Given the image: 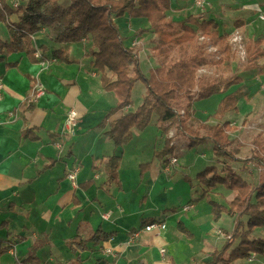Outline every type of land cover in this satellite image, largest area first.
I'll return each instance as SVG.
<instances>
[{
	"label": "rangeland",
	"instance_id": "rangeland-1",
	"mask_svg": "<svg viewBox=\"0 0 264 264\" xmlns=\"http://www.w3.org/2000/svg\"><path fill=\"white\" fill-rule=\"evenodd\" d=\"M206 1L207 4L199 7L196 5L195 0H184V2L180 5H177L176 0H171L170 9L166 11L165 18L167 20H173L176 22L185 19L189 15H196L197 17H199V21L201 19H212L216 22L219 33H225L228 37L225 38L222 42L217 41L213 43V40L209 36L201 34L196 25L189 24V26L192 27L191 29H193L196 34L192 33L190 38L186 39L183 35H181L183 39L180 41V44H177L167 50L166 62L167 64H172L182 57L188 58L195 56L197 57L194 59L196 61L187 62L194 67L196 78H206L209 81H212L216 77L228 78L231 76L239 75L242 78V89L248 91L247 96L239 101L238 110L236 112L230 111L228 113H225L221 119H219L220 117L213 118L212 113H214L217 104L221 99L222 93H215L208 98L195 100L192 105L195 113L191 118L186 114V105L190 100H192L190 99V97L194 98L197 96L196 94H198V86H195L192 89L190 95L185 94L184 92L178 93L175 99L172 101V105L178 111L180 120H182V122L178 121L169 126L167 129V138L170 139L169 147L172 148L170 154L165 157V159H167V162H164L163 159H156L153 157V154L162 148L165 138L163 135H161V131L157 127V119L155 115L152 116L150 125H148V127L146 128L148 130L144 135L139 134V136L136 137L138 135V132L140 133L143 131H135L134 136L132 135V139L129 143L119 146L124 150L122 158L120 159L122 165L120 169L121 172L119 173V181L121 187L120 191L122 192V198L128 200V207L134 205V200L142 204L145 203L141 205L144 208V213L139 215L137 220L132 223V225L134 224L137 229H140V226L143 227L145 224H143L142 219H140L141 216H144L147 221L153 220L152 218H157L164 221V229L161 230L164 231L163 235L158 239H155L156 243L152 246L155 250L158 245L157 240H162L163 237H165L166 244L169 248V250H167L165 260L166 257L169 258V256H172L174 258V263L169 262L170 264H209L213 260V252L216 250H220L223 244L229 238L228 234L231 230L227 231L223 229L222 226L217 227L215 225H212V217H210L208 219L210 228H207V230L205 231V234L208 236L207 239L204 238L202 242H190L192 246L191 248L193 251V256H191V258H189V261L187 262L188 255L185 254L184 250L188 247V240L184 234L181 233L183 236L181 234L179 235L178 222L180 220L185 221L191 215L192 209L189 210L191 207H186L189 206V198L200 197L203 191L199 187L200 184L195 178L196 174L203 170L206 166L217 165L218 171L222 172L221 169L225 165H229L232 166L240 175L245 177V179H247L249 182L255 184L257 182L258 173L260 171L258 167L252 166L250 163H242L246 167L243 170L235 168V162L230 159H220L219 161H217V159L213 156L211 144L189 146V136H203L205 134H208V131H206L204 125L207 124L213 126L217 123L221 125L222 123L227 122L230 126L226 131L229 140L227 149L229 151H232V153H235L236 150V157L244 159L250 157L253 153V138H255L259 134L264 136V86H260L257 84V89L255 90L256 96L250 97L249 95V87H251V84L254 85V83H251V81L254 80L257 74L264 73V56H258L255 59L256 62L253 61V63L258 65V67L252 68L250 70L246 69L247 65L250 64V62L247 61L250 55V51L253 52L254 50L264 49V19L262 20L258 17L259 13L264 14V6L262 7L261 4L253 2V4L251 5V9L248 10L249 15L244 18H238L237 16L235 17L234 10H214L212 8H221V5L233 7L235 6V0ZM242 19L244 20L242 21ZM115 22L120 30V34L124 35H122L125 39L124 43L127 46L134 47L140 67L143 73L148 76L149 71L157 67L159 64V56L157 55L156 51L153 50V47L158 42V36L149 29V23L145 26V22L142 20H138L135 18L129 19V17L125 15L115 19ZM246 24L247 27L244 26ZM240 27L242 28L240 29ZM139 28L146 29V31L143 33H139L137 31V29ZM177 28L181 29V26ZM234 33H238V36L240 37V40H238L239 42L233 40ZM178 34H182V31L179 30ZM0 36L3 38L7 37L6 26L3 23H0ZM30 38L31 44L35 47L34 56L37 62L32 61L27 55H24L22 53L10 54L7 57V61H19V65L9 68V70L7 71L8 74L6 75L7 79L9 80L14 78L15 80H17L19 78V75H21L22 77L26 76L24 81L31 82L33 78L31 79L30 77H34L39 80L40 76V79L43 80L46 85L51 82V90L58 93L60 91V87L62 86L61 84H66V81H64L62 77L57 74V71L54 70V67H52L55 64L53 58L50 57V55L43 58V50L39 46L40 44H43L46 47L45 54H49L51 50L56 49L55 47L59 48L58 44H55L46 39L44 30H41L39 33L30 35ZM257 40L258 43L256 47H254V43ZM225 41L227 43L228 50H230L229 58L226 61L224 60L225 55L223 54L221 49L224 48L223 43ZM84 42L87 43L86 48H82V46H84L82 42L72 43L75 47V49L72 50V58L79 59L78 55H81V53L84 51H87L86 53L88 54V50L91 48V41L90 39H88V41L85 40ZM84 57L88 58V60H86L85 62L87 66L85 68H81L82 73L80 72V75L83 74L84 77L80 81H77L76 83L74 82L78 88L74 86L73 82H70L69 86L74 87L75 90L79 89V96L82 99L85 96L87 88L92 89L96 100L93 98L88 102V105L92 107V109L86 110L87 114L81 117L84 123H89L92 127L87 132L85 131L84 133H82L79 136V139L76 140L78 135H75V137L73 138L74 140L78 141L73 147L74 152L78 155L82 163V165H80L81 171L78 174V180L81 178H84L85 180L86 175H88L87 178L91 176L92 155H96L97 152H99L100 154L108 152L109 154V151L107 150L110 147L114 146L112 140L109 141L107 138H105V134H103V127L105 126H103V118L106 114V110L103 112V115H100L102 111L100 110V106H104L105 100V97L102 95L101 91L110 92L113 96L114 93L112 91H106L100 86V80L98 79V75H100V73H97L93 77L91 76V74L89 73L90 68L89 72L87 68L89 65L90 56L85 55ZM43 59H46L53 63H46L45 67H43ZM84 60L85 59H83V61ZM39 61L42 62L39 63ZM56 63L69 65L65 62ZM55 66L57 65L55 64ZM4 67V65H0V70L2 69L3 71ZM50 69L52 70V72L48 73ZM68 69L71 71V68L69 67H67L65 70ZM76 69L77 67H75V70ZM5 74L6 72L4 71L3 75L5 76ZM106 74L108 75V77L113 78V76H111L109 72H106ZM251 74H253V76H251ZM261 81L263 82V79H261ZM234 88L235 86L231 87L230 90ZM144 94V84L141 81H137L132 89L130 104L125 105L119 112L125 113L128 111H134L140 105ZM1 96L2 92H0V99ZM30 97H28V99ZM94 100L97 102L94 103ZM25 101H27V99H25ZM115 101L117 102L116 99ZM59 105L61 106L60 102ZM74 111L77 113L75 109ZM9 113H12L13 115V112L9 111L7 112V117H10ZM14 116H16V114ZM13 118L15 117H12V119ZM78 118H80L79 113H77L74 126H72L71 128H67L68 131H72L71 129H76ZM9 119L6 120L5 118H3L0 123L8 122ZM152 122H154L156 126L151 124ZM82 128H84L83 125ZM100 131H102V133ZM43 132L44 131L40 132L42 133V137H48L46 133ZM156 135H158V137H162L161 145L158 140L154 139V136ZM143 137L146 138V141L141 143L143 141ZM94 138L96 140H99L98 144H100L99 146L101 147V150L104 149L105 151H100L98 144L96 145V147H91V145H89V142L91 143L92 139ZM139 138H141V141H139L138 143ZM104 139L109 142H102L104 141ZM100 154L98 156H100ZM173 158L176 160L173 161ZM55 159L56 160L53 161L54 165L51 166L52 168L54 167V169H60L61 159L59 157ZM153 160H155V163L152 162L147 166L145 165V167L142 166V169H145L141 172L140 164H144L147 161L150 162ZM221 161H223V163H221ZM51 166H49L48 169L51 168ZM45 169L47 168H43L42 170ZM189 181L194 182L195 188H193L192 193L188 192L190 190V187H188ZM76 185L77 184L75 180V186ZM147 185L151 186V190L149 191V197L147 198V201L144 202V191H146L145 188L147 187ZM90 187L91 185L89 184V186H86L85 189ZM113 187L114 186H112L111 188L113 189ZM208 192L212 193L211 195H209L208 193L209 197L211 196L212 199L219 202L221 201L225 204L230 203V201L233 200L235 196V191L229 190L222 185H217L215 188L209 189ZM116 195L118 196V194ZM152 196H157L158 202L160 203L159 210L156 202L151 201ZM80 197H82V195ZM115 201L116 200H113V202ZM206 205L207 204L202 202V204L198 205L197 208L203 209L207 207ZM173 206H175V209H172ZM197 208L195 210H197ZM205 215V218H208V213L204 214V216ZM228 217L231 216H227L226 214V217H224V221L229 222L231 219L229 220ZM220 219L221 217L216 221L213 220V222H218ZM232 219L234 220V217H232ZM229 226L230 225H225V228L228 229ZM13 228H16L17 230H23L24 225L23 223L20 225L18 222L17 224H11L8 227L4 226L0 228V231L2 233V235L0 234V236H3V238H5L7 230L10 231ZM258 230L262 232L264 231V228H258ZM156 231L159 233L161 232L160 230ZM262 233L264 234V232ZM137 238H139V236H134L133 241H136ZM31 247H33V245ZM161 249L163 248H160L159 252ZM170 250H174V252L171 253ZM19 251H21L20 248H18V255L20 254ZM162 255L163 254H161V256ZM257 255L259 254L253 253L249 258L245 260L239 259L237 261H234L233 264H248V262L254 259ZM226 256L227 253H225V257ZM13 260L14 257L8 254L7 251L3 252L0 255V264H11ZM41 260L43 259L41 258ZM111 260L112 259H110L109 261ZM94 263L106 264L107 262L103 259H100L99 261L94 260ZM24 264H40V259L39 263L29 261ZM262 264H264V261L262 262Z\"/></svg>",
	"mask_w": 264,
	"mask_h": 264
},
{
	"label": "trees",
	"instance_id": "trees-1",
	"mask_svg": "<svg viewBox=\"0 0 264 264\" xmlns=\"http://www.w3.org/2000/svg\"><path fill=\"white\" fill-rule=\"evenodd\" d=\"M171 0H18L17 6H13L9 0H0V23L6 26L7 37L0 36V64L5 67H14L17 61H7L12 53L27 55L32 61L35 47L31 44L30 35L44 30L46 38L57 44L59 48L50 51V57L54 62L72 63L69 58L68 48L63 45L75 42L91 41V48L87 56H90L89 68L100 73L98 75L101 87L106 91H112L117 100L115 106L109 107L103 118V126L108 124L104 132L115 147L129 143L135 131H144L150 125L152 116L155 115L157 126L164 138L162 148L153 154L154 158L165 159L172 148L169 147L167 129L172 124L181 121L178 111L173 107L172 101L178 93L184 92L190 95L192 89L198 86L197 96L192 98L186 105V114L193 117L195 100L208 98L215 93H222L217 107L212 113L213 118L220 117L230 111L238 110V103L245 98L248 91L242 89V78L239 75L231 77H216L212 81L206 78H196L195 70L187 61L197 57H182L172 64H167L166 52L169 48L180 44L183 39L181 35L190 38L196 32L189 24L198 27L201 34L209 36L214 42H222L227 34H220L217 24L212 19H201L196 15H189L178 22L167 20L165 13L170 9ZM127 16L149 23V29L158 36V42L153 47L159 56L157 67L149 71L146 76L139 64V60L133 46L124 43V37L115 19ZM181 26L180 28H177ZM182 34H178V31ZM143 33L146 29H137ZM190 34V35H189ZM258 40L255 41L256 47ZM45 54V46L39 45ZM222 49L225 61L229 58L230 50L226 41ZM49 56V55H48ZM157 56V57H158ZM258 56H264V49L250 51L249 65L246 69L258 67L254 62ZM186 61V62H185ZM199 61V60H197ZM109 72L113 78L108 77ZM141 81L145 86V94L140 105L134 111L120 113L109 122V119L119 112L131 101V93L134 84ZM234 89L230 90L231 87ZM182 127V124H181ZM229 123L224 122L204 125L208 134L203 136H189V146L200 144H211L213 156L219 161L230 159L235 162V168L245 169L242 163H250L260 169L257 182L252 184L240 175L232 166L225 165L219 172L217 165L206 166L195 176L197 182L203 186L201 199L204 198L210 206L212 220H218L222 214L234 217L233 227L229 232V238L220 250L213 252V260L209 264H233L239 259H247L251 254L264 256V236L255 235L257 228H264V136L259 134L253 138L254 150L248 158L236 157L235 153L227 149L229 145L227 130ZM29 139L35 136L24 135ZM167 161V160H166ZM165 161V162H166ZM120 156L110 155L104 161L103 172L105 181L120 186L119 181ZM150 162L140 164L149 165ZM223 163V161H221ZM93 169L96 167L93 165ZM91 183V179L81 184L83 188ZM190 187L194 182L189 181ZM217 185L235 191V196L230 203L225 204L208 196V190ZM179 232L187 238L192 234L182 221L178 222ZM115 235L114 231L105 232L98 229L86 239L73 238L70 249L78 253L72 264H82L79 252L86 249L88 243L98 245L102 241H108ZM255 235V236H254ZM40 243H35L30 248L28 257L22 260V264L38 260L33 256L39 248ZM8 246L2 245L0 241V255L6 251ZM9 248V247H8ZM225 253L227 256L225 257Z\"/></svg>",
	"mask_w": 264,
	"mask_h": 264
},
{
	"label": "crops",
	"instance_id": "crops-1",
	"mask_svg": "<svg viewBox=\"0 0 264 264\" xmlns=\"http://www.w3.org/2000/svg\"><path fill=\"white\" fill-rule=\"evenodd\" d=\"M176 1L177 5L184 2V0ZM253 2L261 4L262 7L264 6V0H235V6L233 7L221 5V8H212L214 10H234L235 17L244 18L249 15L248 10L251 9ZM244 26L247 27V24ZM82 43L84 44L82 48H86L87 43L84 41ZM60 46L62 45L58 44V47ZM63 46L68 47L69 58L73 62L69 63V65L54 62L57 66L55 64L52 66L57 71V74L66 81V84H61L62 86L58 93L51 90V82L46 85L40 79V76V81L30 77L33 80L26 82L24 81L26 76L22 77L21 75H19L17 80L14 78L8 80L6 75L9 68L4 67L3 71L2 69L0 70V78L3 82L0 99V122L3 118L6 120L10 118L8 122L0 123V228L8 227L11 224L15 225L18 222L20 225L22 223L24 225L23 230L13 228L10 231L7 230L5 238L0 236L2 245L9 247L6 249L7 253L14 257L11 264H22V260L28 257L30 247L35 243H40L39 248L33 254L38 259L36 260L38 263L40 259V264H72L78 253L71 251L69 242L73 238L86 239L98 229L105 232L114 231L115 235L108 241H102L98 245L88 243L86 249L79 252L82 264H95L94 260L99 261L100 259L105 260L106 264L174 263L172 256L166 257L165 260L167 250H169L165 237L162 240H157L158 245L155 250L152 246L156 243L155 239L161 237L164 231L160 233L156 230L142 231L139 234V238L135 239L136 241L131 238L133 232L137 230L132 223L137 220L139 215L144 213V208L141 205L145 203L142 204L134 200V205L128 207V200L122 198L121 187L105 181L106 176L103 172V164L108 156L113 154L120 156V159L122 158L124 150L121 147H110L107 150L109 154L108 152L102 154L97 152L96 155H92L91 166L94 165L96 168L93 169L91 167L92 174L89 178L86 175L85 180L84 178L78 180L82 163L74 152L73 147L78 142L76 140L79 139V136L92 127L89 123H84L81 117L87 114L86 110L92 109L88 102L93 98L95 99V96L92 89L87 88L82 99L79 96L80 90H75L74 87L69 86L70 82L76 83L84 77L83 74L80 75V72L82 73L81 68L87 66L85 62L88 58L84 57L87 55V51L78 55L79 59L72 58V50L75 49L74 45ZM46 55L48 56L50 53ZM83 59L85 60L83 61ZM18 63L19 61H17L16 66L19 65ZM49 63L53 62L49 61ZM0 65L3 66L4 63ZM67 67L71 68V71L69 69L65 70ZM75 67H77L76 70ZM87 68L89 72V65ZM4 71L6 72L5 76L3 75ZM50 72H52L51 69L48 73ZM89 73L92 77L96 75V72L92 71V69H90ZM261 79H263V82ZM36 82L41 84L44 92L35 98V101L27 103L25 99H28L30 94L31 96L35 94L34 87ZM75 83L74 86H76ZM251 83H254V85ZM251 83L249 95L254 97L256 96L257 84L264 86V73L257 74ZM101 93L105 97L104 106H100V110H102L100 115H103L105 110L107 111L109 107L115 106L116 98L110 92L101 91ZM95 100L93 101L94 103L97 102ZM70 109H75L80 115L77 127L76 129H71L72 131H68L65 124L67 113ZM9 111L13 112V115L7 117V112ZM15 114L16 116H14ZM119 114L120 112L114 114L109 119V122ZM12 117H15L13 118L14 120ZM151 124L155 125L154 122ZM82 125L84 128H82ZM107 128L108 124L103 127L104 132ZM147 130L138 132L136 137L139 134L144 135ZM42 131L48 137H42V133H40ZM100 132L102 133V131ZM26 133L27 135L35 136V139L24 137ZM75 135H78L76 140L73 139ZM105 138L111 141L108 137L105 136ZM145 139L143 137L141 143L146 141ZM154 139L158 140L161 145V136L158 137L156 135ZM98 141L94 138L91 143L89 142V145L96 147ZM109 141L104 139L102 142L108 143ZM139 141H141V138L138 139V143ZM99 149L100 151H105L104 149L101 150L100 146ZM99 154L100 156H98ZM58 157L61 159V167L60 169H54L51 165H54L53 161ZM166 160L163 159L164 162ZM154 161H151V163H155ZM121 165L120 160L119 173L121 172ZM49 166L51 168L48 169ZM76 167L79 170L76 176L77 185L74 186L67 178V173ZM43 168L47 169L42 170ZM89 179L92 181L90 183L91 187L83 188L81 184ZM112 186H114L113 189L111 188ZM188 187H190L189 183ZM199 187L203 188L201 184ZM193 188L195 187H190L188 192L192 193ZM145 190L144 202L149 197L151 186L147 185ZM211 194L209 193V195ZM81 195L82 197H80ZM189 199V206L186 207H191L189 209H192L191 215L185 221L180 220L193 236L190 239L186 237L188 247L185 248L184 252L188 255L187 262L193 256L191 243L202 242L204 238L207 239L208 236L205 231L210 228L208 219L211 217L210 206L204 198L201 199V195L200 197H190ZM113 200L116 201L113 202ZM151 201L156 202L159 210L160 203L157 196H152ZM202 202L207 204V207L198 209V205L202 204ZM196 208L197 210H195ZM172 209H175V206ZM105 213H108L106 218L103 217ZM206 213H208V218H205L206 215L204 216ZM222 215L218 222L214 223L212 220V225L222 226L227 231L231 230L233 227L232 217H228L231 220L227 222L224 221L226 215ZM140 219H142L143 224L160 220L152 218L153 220L147 221L144 216H141ZM225 225L230 226L227 229ZM262 232L257 228L254 234L262 237L264 236ZM178 233L179 235L181 234L180 232ZM0 234L2 235L1 231ZM18 248L21 249L19 255ZM160 248L165 250L162 256L159 252ZM104 249H111V253L104 252ZM170 252L173 253L174 250H170ZM109 258L112 260L109 261ZM263 261L264 256L257 255L248 264H262Z\"/></svg>",
	"mask_w": 264,
	"mask_h": 264
},
{
	"label": "built area",
	"instance_id": "built-area-1",
	"mask_svg": "<svg viewBox=\"0 0 264 264\" xmlns=\"http://www.w3.org/2000/svg\"><path fill=\"white\" fill-rule=\"evenodd\" d=\"M13 6H16L18 4V1H11ZM195 3L197 6L201 7L204 6L205 4H207L206 0H195ZM259 19H264V14L263 13H259L258 14ZM233 40L239 42L238 40H240V37L238 36V33H234L233 34ZM38 57V56H37ZM43 67H45L46 63H49L48 60L43 59ZM42 61H39V63H41ZM2 87H3V82L0 78V92H2ZM36 90V91H35ZM34 93L29 99H27V103H31L32 101H35V98H37L38 96H40L41 94H43L44 89L42 88L41 84L36 82L35 83V87H34ZM9 115L11 116L12 113H9ZM77 117V113L74 111V109H70L67 117H66V121L65 124L67 126V128H71L72 126H74L75 120ZM173 161H175L176 159H172ZM79 168L76 167L74 169H72L68 174H67V178L69 179V181L75 186V180H76V176L78 173ZM108 216V213H105L103 215L104 218H106ZM164 229V221L162 220H155L152 221L150 223L145 224L143 227H141L140 229H137L135 232H133V235H131V238L133 239L134 236H139L140 232L142 231H151V230H163ZM164 249L160 250V253L163 254L164 253ZM104 252L106 253H111V249H104Z\"/></svg>",
	"mask_w": 264,
	"mask_h": 264
}]
</instances>
